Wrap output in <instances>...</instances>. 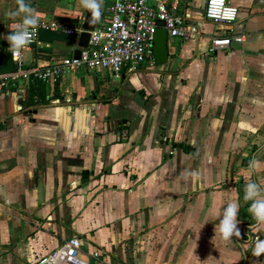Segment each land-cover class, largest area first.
Instances as JSON below:
<instances>
[{"label": "crops", "instance_id": "1", "mask_svg": "<svg viewBox=\"0 0 264 264\" xmlns=\"http://www.w3.org/2000/svg\"><path fill=\"white\" fill-rule=\"evenodd\" d=\"M177 1L201 35L168 37L164 64L147 61L115 79L72 69L44 83L49 103L28 105L20 82L0 94V264H36L72 236L91 264H264L252 255L264 225L244 200L264 181V0H227L234 23L205 18L203 0ZM41 21L82 28L80 0H25ZM113 0H103L101 24ZM0 0V74L17 67L6 37L20 24ZM242 42L209 53L213 36ZM79 36L40 30L22 52L25 68L74 55ZM260 169L249 174V162ZM239 206L241 237L216 225ZM247 249V251H245ZM101 253L99 260L91 254Z\"/></svg>", "mask_w": 264, "mask_h": 264}, {"label": "built area", "instance_id": "2", "mask_svg": "<svg viewBox=\"0 0 264 264\" xmlns=\"http://www.w3.org/2000/svg\"><path fill=\"white\" fill-rule=\"evenodd\" d=\"M178 7L177 1L171 4L160 1L154 6L151 0H113L109 17L104 24L100 26L99 22L90 31L88 46L82 50L80 57L71 55L46 66L25 68L21 59L22 50L16 54L17 68L0 74V94L20 82L29 86L32 79L43 83L56 82L72 69L79 67L94 71L100 69L115 79H122L125 73L154 59L153 46L159 28L165 29L171 39L190 41L201 35V28L191 20V14H179ZM238 14V7L227 0H206L204 16L210 21L230 24L237 20ZM40 30H62L79 36L83 28L70 27L56 19L41 21L31 44L37 41ZM243 40V35L232 32L213 36L208 50L214 54L222 48L230 47L233 42ZM257 240L259 237L255 236L251 244ZM84 253L81 238L72 236L64 240L52 253L41 256L36 264H91L84 258ZM91 255L97 260L101 257L98 251Z\"/></svg>", "mask_w": 264, "mask_h": 264}, {"label": "clouds", "instance_id": "3", "mask_svg": "<svg viewBox=\"0 0 264 264\" xmlns=\"http://www.w3.org/2000/svg\"><path fill=\"white\" fill-rule=\"evenodd\" d=\"M18 8L15 11L8 12L7 16L15 20L22 17L20 24H17L6 37L9 42L8 51L12 54V59L16 60L17 53L22 51L33 42L36 29L40 26V13L25 3V0H16ZM81 6L91 13L89 23L95 25L99 23L103 15V0H80ZM261 165L257 160L249 162L247 172L255 174L259 171ZM244 200L251 201L249 212L256 222L257 227L264 225V181L249 182L245 186ZM239 206L235 202H230L223 209L219 217V223L216 225L215 232L220 234L223 241L232 243L233 237L240 238L241 231L238 227ZM247 251V249H245ZM252 255L260 257L264 255V240H257Z\"/></svg>", "mask_w": 264, "mask_h": 264}, {"label": "water", "instance_id": "4", "mask_svg": "<svg viewBox=\"0 0 264 264\" xmlns=\"http://www.w3.org/2000/svg\"><path fill=\"white\" fill-rule=\"evenodd\" d=\"M206 0H203V6L205 7ZM85 21L82 25L83 31L79 34L77 39V48L75 49L74 56L80 57L81 52L88 46L90 39V31L93 30L99 23L91 25L89 23L91 19V13L85 9ZM102 20V17H101ZM100 20V22H101ZM168 33L165 29L159 28L155 35L154 46H153V57L156 64H164L169 58L168 49Z\"/></svg>", "mask_w": 264, "mask_h": 264}, {"label": "trees", "instance_id": "5", "mask_svg": "<svg viewBox=\"0 0 264 264\" xmlns=\"http://www.w3.org/2000/svg\"><path fill=\"white\" fill-rule=\"evenodd\" d=\"M17 67L13 68L15 70ZM57 96H47L45 92V84L41 81L32 79L29 84V99L28 105H37L42 103H49Z\"/></svg>", "mask_w": 264, "mask_h": 264}, {"label": "rangeland", "instance_id": "6", "mask_svg": "<svg viewBox=\"0 0 264 264\" xmlns=\"http://www.w3.org/2000/svg\"><path fill=\"white\" fill-rule=\"evenodd\" d=\"M97 71H102V70L98 69Z\"/></svg>", "mask_w": 264, "mask_h": 264}]
</instances>
